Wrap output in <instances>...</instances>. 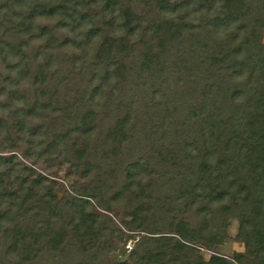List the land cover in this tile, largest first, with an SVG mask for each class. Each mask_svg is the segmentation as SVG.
<instances>
[{"label":"trees","instance_id":"trees-1","mask_svg":"<svg viewBox=\"0 0 264 264\" xmlns=\"http://www.w3.org/2000/svg\"><path fill=\"white\" fill-rule=\"evenodd\" d=\"M150 1L0 0V86L27 81L35 91L20 114H3L0 131L35 144L52 129L51 143L38 144L65 145L71 167L91 177L96 194L135 193L136 219L153 204L166 210L177 237L149 233L136 242L135 260L123 264H229L214 251L228 218L238 219L237 239L254 258L249 264H264V0H181L175 9L188 15L191 6L199 19L160 24L152 33L157 45L141 48L153 21L140 9ZM81 3L104 10L102 23ZM202 36L205 44H192ZM168 39L178 41L175 51L164 47ZM168 50L169 62L162 58ZM153 61L158 68L147 72ZM98 81L108 87L99 104L84 101L80 92L90 96ZM44 106L52 113L35 125ZM6 107L0 98V115ZM145 128L152 134L142 136ZM134 153L138 160L129 163ZM196 202L204 204L200 222L189 224L185 212ZM64 205L0 188V264H44L45 254L50 264H104L97 237L103 222L72 215L67 235ZM202 250L213 253L208 261L197 254Z\"/></svg>","mask_w":264,"mask_h":264},{"label":"rangeland","instance_id":"rangeland-1","mask_svg":"<svg viewBox=\"0 0 264 264\" xmlns=\"http://www.w3.org/2000/svg\"><path fill=\"white\" fill-rule=\"evenodd\" d=\"M180 1L181 0H151L147 4L145 3L141 5V11L150 12L148 17H150L152 13L153 21L148 27L149 31L147 34L143 35L141 33V48H145L146 45H157L154 43L157 41L152 37V33L158 25L175 18L184 19L185 22L183 23L185 24H188V19H199L200 12L194 13L191 6H189L190 13L188 15L185 9H175L176 3ZM82 6H84L82 3L78 5L79 9H83L81 8ZM83 10L85 13L90 14L91 20L95 19L97 23H102L101 18L105 15V12L102 13L104 10L96 7ZM92 15H94V17ZM88 19L89 18L86 17L83 20L84 24L87 25L90 23ZM196 23L198 22L196 21ZM186 30L187 29H184L183 31ZM156 37H162L160 30L157 31L155 38ZM168 40L170 42L165 43L164 47L167 48V46H172L173 49H171L175 51L178 46V41L175 39ZM206 41L205 37L202 36L192 44L198 43L201 46V44H205ZM260 43L264 45V31L260 36ZM188 45L190 44H184L185 47ZM168 52L174 55L172 51L168 50L166 52L164 51V57L162 58L169 62L171 56L170 54H167ZM155 63L156 61L150 63L149 68H147L146 71L149 72L151 69L156 70L158 67L154 66ZM0 71L3 72L2 68ZM103 74L105 76L111 75V73L108 74V72H104ZM112 79H114V77H112ZM24 83L25 84H22L21 87L13 88L12 90L2 89L0 86V89L2 90L0 98L1 100H5V106H7V109L2 111L0 118H2L3 114L7 112L10 114L11 118H13L15 112H19L20 114L24 107L27 108L28 105L32 104L35 91H32L33 87L31 85L26 84L27 81ZM91 85H93V83ZM99 85H101V88L92 91L93 94H90V96L86 95V90H82L80 92V95L83 96L82 99L84 101L89 100L94 105L99 104L98 100L102 97V92L106 93L108 91L107 86L102 85L100 82ZM110 86L113 85L110 84ZM8 98L14 100V105L11 104V102H8ZM148 98L149 96L146 95L145 99L148 100ZM24 101H26L25 104ZM42 105L46 104L42 101ZM44 107H46V110H39L37 112L38 114L33 117L38 119V121H33L35 125L40 121L43 122L45 120V115L47 118L48 115L50 117L53 108L47 106ZM103 112L106 113L107 110L103 109ZM101 116L102 115H99L98 118L101 119ZM56 130L57 132L60 130L58 126ZM146 130L148 129L145 128L141 132L142 136L152 134L151 130L148 132H146ZM52 131V129L46 130L47 133H52ZM46 132L45 135L36 138L35 144H28L27 140L16 142L15 135H11V137L8 135L6 136V134H2L0 131V188L5 193L20 194L25 190H29L36 194L43 193L54 200L55 203L60 201L64 202V208L61 212L59 211V213H62L60 220L63 221L66 227L67 235H73L70 234V221L72 215H75V219L80 214H93L100 218V222L102 221V225L105 226L102 234L97 235V237H99V239H97L99 240L100 245L104 248L101 251L104 264H123L127 262L130 263L131 261L133 262L135 260L133 250L135 249L136 242L141 237L150 235L149 233L157 236L174 235V237H177V234L173 232V227L170 226L169 216L165 212L166 210L163 207L162 209L159 208L160 204H153L152 210L149 213H144L141 216V219H136L132 217V213L141 204V199L137 197L135 193L125 192L120 199L113 198V193H111V191H105L106 194L104 196H100L98 193L96 194L93 188L94 185L90 183L91 177H80L71 167L68 162L70 155L64 154L66 149H64L65 145L60 144V146L54 150H47L45 146L42 147V145L38 144L37 141L40 139H44L45 143H51L52 137H46ZM144 143L147 144L146 142ZM142 148L145 149V146ZM66 151H68V149H66ZM138 157L139 154L134 153L132 159H129V163L136 162ZM119 181L121 183L122 180ZM133 190L135 191L136 189ZM163 195L164 193L161 192V194L157 196L161 199ZM71 202H74V206L72 207L69 206ZM214 203L216 202L214 201L212 205L216 206ZM201 207H204V204L196 202L194 207L190 206V209L186 210L184 217L185 220L189 221V224L200 222V213L197 210ZM213 213L217 214L216 211ZM226 222L227 233L224 238V243L217 246L214 251L224 257L229 264H249L250 262H253L254 258L250 257L245 251L244 243L237 239L239 231L238 219L228 218ZM95 226L98 227V224H95ZM67 237L69 239L71 236ZM197 254L204 261H208L211 255H213V253L205 250L198 251ZM69 255H73V253L71 252ZM79 256L82 255H77L76 258H79ZM51 258V255L47 256L45 254L43 256V263L50 264ZM69 263L70 260H64V264ZM71 264H75V262H72Z\"/></svg>","mask_w":264,"mask_h":264}]
</instances>
